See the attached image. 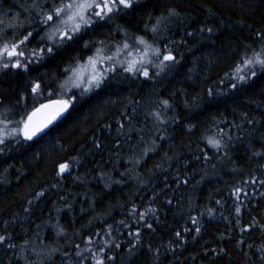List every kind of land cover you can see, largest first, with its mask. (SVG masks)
<instances>
[{
  "label": "trees",
  "instance_id": "16d2710c",
  "mask_svg": "<svg viewBox=\"0 0 264 264\" xmlns=\"http://www.w3.org/2000/svg\"><path fill=\"white\" fill-rule=\"evenodd\" d=\"M30 4L0 0L6 38L38 26L35 14L21 7ZM168 9L178 16L155 42H167L178 63L159 75L150 68L151 79L118 69L95 92L67 93L76 95L69 114L43 137L0 145V235L16 246L0 244V264H78L76 245L83 249L89 236L99 242L109 225L122 245L111 252L114 264H264V184L251 183L264 180V156L255 155L264 153V74L236 89L229 80L246 46L264 43V0H141L140 12L121 13L100 30L94 26L84 40L112 45L126 31L130 43L141 35L152 42L144 25ZM93 50L81 44L58 60L30 65L27 73L0 71V118L19 120L38 105L28 94L33 80L56 93L39 100L59 98L65 62H83ZM218 129L233 137L219 152L204 139ZM60 163L70 171L57 175ZM236 188L247 195L237 200ZM146 208H155V216L138 222ZM147 223L152 230L143 227ZM137 230L141 243L130 256L128 233ZM176 231L186 242L177 241Z\"/></svg>",
  "mask_w": 264,
  "mask_h": 264
},
{
  "label": "snow or ice",
  "instance_id": "6c2138e0",
  "mask_svg": "<svg viewBox=\"0 0 264 264\" xmlns=\"http://www.w3.org/2000/svg\"><path fill=\"white\" fill-rule=\"evenodd\" d=\"M21 7L29 16L35 14L36 25L38 26L29 25L22 35L14 34L11 39L6 38L0 31V71L11 68L27 73L30 65L38 64L45 58L53 61L58 60L66 54L68 49H74L81 44L84 49L94 50L92 55H88L83 62L80 59H75L74 63L65 62L66 66L63 67V73L67 78L59 85V98L48 99L46 102L39 100L41 96L53 97L56 93L47 92L39 80H33L29 83L28 94L34 100L39 101L38 105L26 115L21 116L19 120L12 121L6 117L0 118V145H5L9 139H16L17 137H22L25 141H32L46 129H49L72 108L76 95H67L72 89H79V95L85 96L101 89L109 76L116 73L118 69L132 76L151 79L150 68L158 69L155 75H159V70L167 69L178 63L177 56L173 54L167 42L162 47L155 42L160 34L166 31L169 19L178 16L175 9H168L166 14L156 18L151 26L144 25L145 30L153 37L152 42L141 35L132 38L130 43L128 33L118 27L117 31H123V40L114 41L112 45H108L105 40L87 41L84 40V37L88 34L89 29H93L95 26V30H100L121 13L140 12L141 0H31L30 6ZM144 7L147 6L144 5ZM0 24H4L3 19H0ZM19 26L24 27L22 24ZM8 27L15 26L9 23ZM200 31H205V29H200ZM206 31L211 33L213 29L207 28ZM42 32L43 34H41ZM188 35L190 36L192 33H188ZM259 35L261 41H264V33ZM33 41L37 42L38 47H29ZM258 73L264 74V43H261L259 48L246 46L244 54L240 56L239 63L229 77V80L232 81L231 88L236 89L238 85L247 84L250 80L257 78ZM208 95H213L211 88L208 89ZM20 99L25 100L27 97L21 96ZM161 106L168 108L170 105L167 100H164L161 102ZM152 116L158 123L164 122L160 112H154ZM244 119L249 124L257 122L248 119L246 116ZM13 123L16 126L10 129L9 125ZM235 127L240 129L242 126L235 125ZM204 139L211 149L219 152L229 146L233 137L230 130L225 132L223 129H218L211 135H205ZM0 151L3 149L0 148ZM255 155L264 156V153H255ZM69 171L68 163H60L57 175H63ZM257 182L264 184V180L253 179L251 181L253 185ZM233 194L237 200L241 194L247 195L242 188L234 189ZM39 195L42 196L43 193ZM167 203L170 204L171 201H167ZM217 203L220 202L217 201ZM156 211L155 208H146L139 213L138 222L144 221L148 215L155 216ZM235 211L239 213L241 211L240 206H237ZM208 212L210 215L214 214L211 209ZM131 213L136 215L135 206L131 209ZM190 219L192 224L197 223L196 218ZM120 224H125V222L120 221ZM125 227L129 226L125 225ZM143 227L149 230L153 229L151 223H147ZM183 231L187 232L189 229L184 228ZM195 232L199 234L200 228L196 227ZM95 235L100 236L101 234L95 233ZM128 235L133 237V240L125 245L131 256L135 255L134 249L141 243V233L139 230L129 231ZM174 235L178 242H186L180 231H176ZM104 237L97 242L92 236H89L83 249L76 245L75 255L78 264H84L85 261H88L89 264H114L116 257L111 252L113 249H120L122 245L113 237L111 225L108 226ZM10 240V236L0 235V244H6V241ZM129 244L130 246H128ZM6 246L10 249L16 247L12 243H7ZM169 246H171V241ZM148 250L152 251L151 245L148 246ZM158 253L159 249H156L155 254ZM36 255L39 256L40 253H36Z\"/></svg>",
  "mask_w": 264,
  "mask_h": 264
},
{
  "label": "water",
  "instance_id": "95a60500",
  "mask_svg": "<svg viewBox=\"0 0 264 264\" xmlns=\"http://www.w3.org/2000/svg\"><path fill=\"white\" fill-rule=\"evenodd\" d=\"M71 109V108H70ZM70 109L67 113H65L56 123H54L52 126L49 127V129H46L43 133H41L37 138H35L32 141L38 140L39 138L43 137L46 135L50 130H52L58 123H60L70 112Z\"/></svg>",
  "mask_w": 264,
  "mask_h": 264
},
{
  "label": "rangeland",
  "instance_id": "374dc122",
  "mask_svg": "<svg viewBox=\"0 0 264 264\" xmlns=\"http://www.w3.org/2000/svg\"><path fill=\"white\" fill-rule=\"evenodd\" d=\"M121 59H123V57H121ZM73 90H76V89H72L71 92H72ZM71 92H68V94L71 93ZM10 127L13 128V124H10Z\"/></svg>",
  "mask_w": 264,
  "mask_h": 264
}]
</instances>
